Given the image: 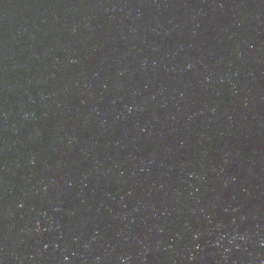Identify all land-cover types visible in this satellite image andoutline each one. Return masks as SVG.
Masks as SVG:
<instances>
[{
	"label": "water",
	"instance_id": "1",
	"mask_svg": "<svg viewBox=\"0 0 264 264\" xmlns=\"http://www.w3.org/2000/svg\"><path fill=\"white\" fill-rule=\"evenodd\" d=\"M0 264H264V0H0Z\"/></svg>",
	"mask_w": 264,
	"mask_h": 264
}]
</instances>
